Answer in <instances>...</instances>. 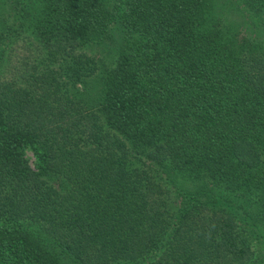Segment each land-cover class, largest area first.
<instances>
[{"label":"trees","instance_id":"1","mask_svg":"<svg viewBox=\"0 0 264 264\" xmlns=\"http://www.w3.org/2000/svg\"><path fill=\"white\" fill-rule=\"evenodd\" d=\"M0 264H264V0H0Z\"/></svg>","mask_w":264,"mask_h":264}]
</instances>
